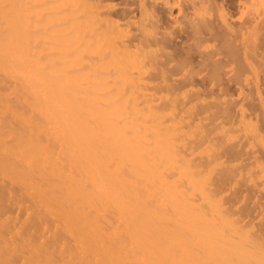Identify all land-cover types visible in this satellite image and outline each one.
I'll return each instance as SVG.
<instances>
[{"label":"bare ground","instance_id":"1","mask_svg":"<svg viewBox=\"0 0 264 264\" xmlns=\"http://www.w3.org/2000/svg\"><path fill=\"white\" fill-rule=\"evenodd\" d=\"M111 1L0 0V264H264V210L254 227L223 195L243 178L231 131L216 142L179 110L193 79L170 84L186 61H162L171 41L155 37L154 1L138 19ZM248 1L264 12V0ZM253 30L236 56L264 49ZM261 159L249 183L264 180Z\"/></svg>","mask_w":264,"mask_h":264},{"label":"rangeland","instance_id":"2","mask_svg":"<svg viewBox=\"0 0 264 264\" xmlns=\"http://www.w3.org/2000/svg\"><path fill=\"white\" fill-rule=\"evenodd\" d=\"M122 1H111L112 6H115V9H113L115 12L123 13V11H127L130 13L134 11L132 12V17L137 16L134 18H140L141 12L139 11L142 7V0ZM130 1L134 2V4ZM150 1L151 3L154 1L159 10L158 13H160L158 14L156 9L155 16L158 17V19L159 16L162 18H160L161 22H158L160 25L157 24L159 29L157 28L155 37L158 38L157 40L160 38V40H162L164 38V41L166 38L167 43L171 41L168 45L165 42L162 44L163 46L160 44V48H163L164 46L168 47L166 49L164 47V51L162 52L164 57L162 58V61L170 63V65H168L169 63L166 62L168 69L169 67L170 69H174V67L178 68L181 66L180 63L184 62L183 60L186 61L180 71L181 73H179L180 75L178 74L173 77L170 84L180 86L183 82H188V80L184 81L186 78L189 77V80L193 79L191 86L182 91L187 94V98L180 101L179 110L183 112L188 124L201 122L207 130L212 132L211 139L216 142L223 140V129L231 131V133L229 132L228 134H231L230 136H232L233 139L227 142V148H233L240 153L239 160L235 165L238 168L237 171L242 174L243 178H238V184H232V187L227 186L229 188H227V191L225 190L226 193L224 192L223 195L225 194V198L227 197V200L233 205V208H235L240 214L245 207H248L252 212L249 213V216H243L244 222L257 227L262 219L260 217L261 210H264V180L258 181L259 183L257 182V184L249 183L246 179V170L251 168L254 169L252 164L254 163L255 158L261 159V157L264 156V147L257 143L254 145L251 144L242 122L244 117L247 118L246 120L259 127L261 134L264 136V49H261L258 55H254L247 53L246 46H244V50L247 52L244 53L243 50H241L243 52H240L242 58L237 54L241 59L236 58L237 56L235 55V52L244 48L242 45L245 44L255 26H257L260 31L263 29L264 32V15L262 16L259 14H264V12H258L257 10V12H254V6L252 7V5H249V2L251 1L248 0ZM111 2H109L110 6ZM128 2L132 4L131 7H129L131 4ZM126 3L127 5H130L125 7ZM139 6H141L140 9ZM205 11H207V13ZM259 11H262V9ZM202 14H206L205 17ZM202 17L204 18V20L202 19V22L207 24V30L205 29L203 31V33L205 32V35L202 33V35L199 34V37H197L198 35L196 36V34H194L193 28H195V25L197 24L195 21H198ZM115 18L114 20L117 21L118 18ZM137 19L135 20L137 21ZM154 19L155 18L152 20ZM133 20L134 19L132 18L131 21ZM125 22L126 21L120 20L121 24H124ZM210 22L213 29L210 26ZM134 26V28L132 27L133 30L136 29L137 25ZM133 32L134 34H139L137 30ZM218 32L225 38H221L220 35H217ZM170 33H173L174 37L169 35ZM190 33L191 35L194 34L196 39L194 36V39H191V36H188ZM213 34L216 36H212ZM164 36H167L168 39ZM245 38L246 41H244ZM197 39L198 41H196ZM225 39L228 44L227 42L225 44ZM248 41H250V37ZM173 45L174 48H172ZM235 46L237 47L236 49H238L236 51L234 48ZM230 48H234V54L231 53L232 50H230ZM230 54L236 57L233 58ZM247 54H249L248 57ZM165 56H168V58ZM232 58L239 62H234ZM180 59H182V61ZM238 64L240 65V69H242L241 72L244 71L242 74ZM214 65L216 67L217 65H221L220 70L218 67L215 68ZM253 65L258 69V78L250 68V66ZM211 66H214L213 68L216 70L218 69L219 80L217 79V81H212V79H210L212 73L210 74L209 72L213 70ZM242 67L245 69L243 70ZM240 75L241 77H237ZM192 106L206 108V111L202 112L201 110L195 114H191L187 112V110ZM228 115H230L231 119H229ZM261 161L264 164V159H261ZM254 172L257 171L254 170ZM6 211L9 216L22 219V213L15 210L13 207L9 206Z\"/></svg>","mask_w":264,"mask_h":264}]
</instances>
